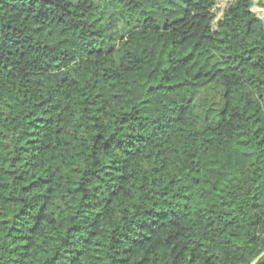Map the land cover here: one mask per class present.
Masks as SVG:
<instances>
[{
    "label": "trees",
    "instance_id": "obj_1",
    "mask_svg": "<svg viewBox=\"0 0 264 264\" xmlns=\"http://www.w3.org/2000/svg\"><path fill=\"white\" fill-rule=\"evenodd\" d=\"M218 1L0 0V264L264 252V20Z\"/></svg>",
    "mask_w": 264,
    "mask_h": 264
},
{
    "label": "rangeland",
    "instance_id": "obj_2",
    "mask_svg": "<svg viewBox=\"0 0 264 264\" xmlns=\"http://www.w3.org/2000/svg\"><path fill=\"white\" fill-rule=\"evenodd\" d=\"M232 0H219L214 9L216 14V20L219 19L226 9V7L231 3ZM252 12L260 19L264 20L263 10L260 3L264 4V0H252ZM215 20V23H216ZM223 90L213 86H207L197 94L194 102L195 111L203 122L206 118L211 121V123L216 126L220 122V114L223 109L222 100ZM204 124L202 123L201 126Z\"/></svg>",
    "mask_w": 264,
    "mask_h": 264
},
{
    "label": "water",
    "instance_id": "obj_3",
    "mask_svg": "<svg viewBox=\"0 0 264 264\" xmlns=\"http://www.w3.org/2000/svg\"><path fill=\"white\" fill-rule=\"evenodd\" d=\"M263 256H264V252L260 256H258L254 261H252L250 264H256Z\"/></svg>",
    "mask_w": 264,
    "mask_h": 264
}]
</instances>
